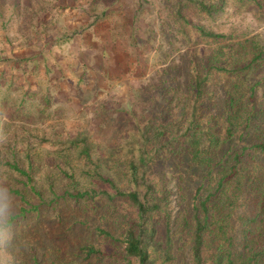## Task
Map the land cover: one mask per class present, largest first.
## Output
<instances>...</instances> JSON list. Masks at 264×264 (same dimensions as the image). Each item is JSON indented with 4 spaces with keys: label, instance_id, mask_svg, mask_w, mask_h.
<instances>
[{
    "label": "trees",
    "instance_id": "trees-1",
    "mask_svg": "<svg viewBox=\"0 0 264 264\" xmlns=\"http://www.w3.org/2000/svg\"><path fill=\"white\" fill-rule=\"evenodd\" d=\"M162 1L168 18L159 32L140 21L147 0L108 2L96 18L111 23L117 46L112 21L129 13L125 54L141 70L155 67L160 99L115 111L101 103L110 133L96 142L80 132L49 161L31 148L21 159L15 149L11 159L0 156V170L23 178L20 189L0 177V197L16 198V237L31 243L20 264H264V41L202 22L227 6L264 22V0ZM6 114L30 117L26 109ZM45 166L62 184L56 172L47 190L34 184Z\"/></svg>",
    "mask_w": 264,
    "mask_h": 264
},
{
    "label": "rangeland",
    "instance_id": "rangeland-1",
    "mask_svg": "<svg viewBox=\"0 0 264 264\" xmlns=\"http://www.w3.org/2000/svg\"><path fill=\"white\" fill-rule=\"evenodd\" d=\"M5 1V19L0 17V63H4L9 55L21 57L15 54H23L27 58L22 59L19 63L22 67L17 66L13 73L20 75L21 80L24 76L29 78L33 97L29 99L31 106L26 109L29 118L10 121L5 117L10 109H5V115H1V157L11 159V150L15 149L21 159L25 150L31 148L32 152L40 153L49 161L57 157V152L64 148L66 141L80 132L87 130L91 140L96 142L110 133L106 128L104 131L106 126L97 115L102 109L101 103L115 111L118 108L127 109L131 104L137 109L142 106L145 96L159 95L160 99V93L154 87L155 67L141 70L138 63L125 54L129 43V13L125 12L124 15V11H120L117 13L118 20L112 21L122 38L117 46L111 44V23L96 19L108 2L115 3L117 0L100 1L96 4V10L91 7L93 0H59L62 5L54 12L52 7L59 3L58 0H17V14L13 13L12 8L15 1ZM147 1L151 6L140 21L159 32L161 21L168 18L167 5L162 0ZM202 22L216 32L258 35L264 41V22L251 12H236L227 6L213 19ZM43 36H49V44H45ZM33 39L36 41L31 46L29 42ZM177 47L184 50L181 45L177 44ZM33 56L39 60L34 61ZM150 63H153L152 59ZM143 89L149 93L144 95ZM22 124L29 127L25 128ZM37 134L45 135L48 141L41 142L35 137ZM8 169L6 166L1 168V179L24 189L23 178ZM52 172H56L54 168L45 166L42 172L35 174L34 184L47 190V177ZM55 175H58L57 184H62L63 176L57 172ZM153 177L155 180L159 178L154 173ZM174 185L175 181L172 180L170 187ZM4 195L12 206L17 205L13 194ZM22 230L23 227L18 232ZM17 240L28 253L30 239L18 236Z\"/></svg>",
    "mask_w": 264,
    "mask_h": 264
},
{
    "label": "crops",
    "instance_id": "crops-1",
    "mask_svg": "<svg viewBox=\"0 0 264 264\" xmlns=\"http://www.w3.org/2000/svg\"><path fill=\"white\" fill-rule=\"evenodd\" d=\"M47 19L48 17L46 18V20ZM43 37L41 39L45 41V44H49L47 43V36ZM35 41L36 40L34 39L31 40V42H29V45L33 46ZM15 55L21 57L9 55L10 59L7 58L6 60H4V63H0V109H29V107L31 106L29 104V99L33 97V88L30 84L29 78L27 76H24L21 80L20 75L18 76L13 73L17 66L22 67L19 63H21L24 56L23 54ZM33 59L34 61L39 60V58L37 57Z\"/></svg>",
    "mask_w": 264,
    "mask_h": 264
},
{
    "label": "clouds",
    "instance_id": "clouds-1",
    "mask_svg": "<svg viewBox=\"0 0 264 264\" xmlns=\"http://www.w3.org/2000/svg\"><path fill=\"white\" fill-rule=\"evenodd\" d=\"M13 218L12 202L0 197V264H20L19 257L23 249L16 237Z\"/></svg>",
    "mask_w": 264,
    "mask_h": 264
}]
</instances>
